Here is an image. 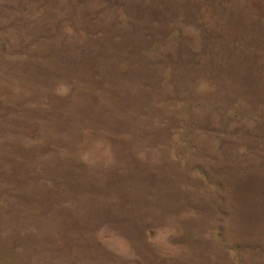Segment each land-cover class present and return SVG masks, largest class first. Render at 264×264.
<instances>
[{
  "label": "rangeland",
  "instance_id": "obj_1",
  "mask_svg": "<svg viewBox=\"0 0 264 264\" xmlns=\"http://www.w3.org/2000/svg\"><path fill=\"white\" fill-rule=\"evenodd\" d=\"M0 264H264V0H0Z\"/></svg>",
  "mask_w": 264,
  "mask_h": 264
}]
</instances>
